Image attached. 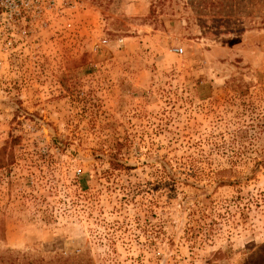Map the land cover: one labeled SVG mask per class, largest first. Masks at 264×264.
Listing matches in <instances>:
<instances>
[{
    "label": "rangeland",
    "instance_id": "obj_1",
    "mask_svg": "<svg viewBox=\"0 0 264 264\" xmlns=\"http://www.w3.org/2000/svg\"><path fill=\"white\" fill-rule=\"evenodd\" d=\"M89 3L0 31V252L264 264V0Z\"/></svg>",
    "mask_w": 264,
    "mask_h": 264
},
{
    "label": "built area",
    "instance_id": "obj_2",
    "mask_svg": "<svg viewBox=\"0 0 264 264\" xmlns=\"http://www.w3.org/2000/svg\"><path fill=\"white\" fill-rule=\"evenodd\" d=\"M89 6V0H0V31L22 48L44 30L61 27L73 32L78 15Z\"/></svg>",
    "mask_w": 264,
    "mask_h": 264
},
{
    "label": "trees",
    "instance_id": "obj_3",
    "mask_svg": "<svg viewBox=\"0 0 264 264\" xmlns=\"http://www.w3.org/2000/svg\"><path fill=\"white\" fill-rule=\"evenodd\" d=\"M0 264H25L23 260L20 259L19 253L13 251L12 249H5L0 252Z\"/></svg>",
    "mask_w": 264,
    "mask_h": 264
}]
</instances>
